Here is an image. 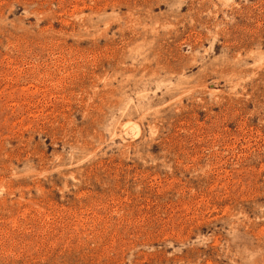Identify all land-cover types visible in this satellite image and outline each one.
<instances>
[{
  "label": "rangeland",
  "instance_id": "1",
  "mask_svg": "<svg viewBox=\"0 0 264 264\" xmlns=\"http://www.w3.org/2000/svg\"><path fill=\"white\" fill-rule=\"evenodd\" d=\"M0 264H264V0H0Z\"/></svg>",
  "mask_w": 264,
  "mask_h": 264
}]
</instances>
